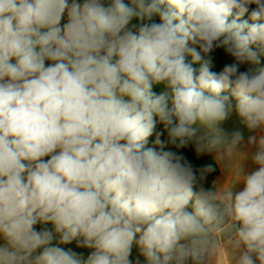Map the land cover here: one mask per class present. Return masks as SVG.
Returning a JSON list of instances; mask_svg holds the SVG:
<instances>
[{"label":"clouds","instance_id":"9594fccd","mask_svg":"<svg viewBox=\"0 0 264 264\" xmlns=\"http://www.w3.org/2000/svg\"><path fill=\"white\" fill-rule=\"evenodd\" d=\"M217 48L235 60L219 73ZM262 58L264 0H0V264H131L133 244L147 264H264V135L245 174L242 134L219 127L231 96L264 130ZM156 118L177 148L239 154L243 189L206 190L211 165L147 148Z\"/></svg>","mask_w":264,"mask_h":264},{"label":"crops","instance_id":"0c3cea01","mask_svg":"<svg viewBox=\"0 0 264 264\" xmlns=\"http://www.w3.org/2000/svg\"><path fill=\"white\" fill-rule=\"evenodd\" d=\"M71 2V0H69ZM78 2L83 3V0H78ZM102 3H104L105 6H108L111 3V0H102ZM65 21L67 22V17L65 15L64 17ZM141 21L137 20L134 18L130 24L129 28H133L137 26ZM243 68L246 70L251 67L250 64L245 63L241 65ZM261 66H264V58H262ZM230 103L233 106V110L228 116V118L221 122L219 127L223 130L225 134L228 136H231L235 132H240L243 136V140L241 141L240 144L237 145V151L241 152L244 154L246 159L242 161L243 163V170L245 174H249L252 171L257 169V165H255L252 162L251 155L256 151V146L255 145H249L248 144V139L250 136H256L259 138L261 135H264V130L261 129H256L254 131H250L243 121L239 118L238 114L235 111V104L236 101L235 99L230 97ZM203 129H200V132L198 134L203 133ZM197 154V152H196ZM205 156H210L212 159L215 161L217 167H218V174L215 177V189L217 192H223L226 191L229 187H231L236 181L240 178L237 174L235 173V169L237 168L238 161L241 158L239 154H237L235 157L232 159H224L221 161L216 160V153L215 152H205L202 154H197V157H205ZM45 159H48L47 157ZM244 187L243 182H237L234 186V190H242ZM36 230H42L43 228H48L52 229V225H41L37 224L35 226ZM217 238L220 239L221 241H224L225 244L227 245V238H228V231L227 227L225 226L224 230L220 231L219 233H216ZM58 237H56L53 241V244H56L58 242ZM138 239V237H137ZM4 243L3 239L0 238V245ZM60 247H63L65 249H72L74 252L81 254L84 259H87V257L91 254L94 249H89L86 247H78L77 246V241H73L70 244L67 245H59ZM131 264H147L145 258L141 255L139 248L133 244L131 254L129 257ZM215 264H228V259H227V254L222 252L219 256L216 257L215 259Z\"/></svg>","mask_w":264,"mask_h":264},{"label":"trees","instance_id":"16d2710c","mask_svg":"<svg viewBox=\"0 0 264 264\" xmlns=\"http://www.w3.org/2000/svg\"><path fill=\"white\" fill-rule=\"evenodd\" d=\"M146 2H150V0H146ZM125 3L130 4V0H125ZM251 6L253 8L255 7V5H251ZM242 19H248L247 14ZM150 22L159 23L160 22L159 16L158 15H154L152 17L151 21H147V20L141 21L137 26H135V27H133L131 29L135 31L139 27V25L141 23H150ZM61 23L62 24L66 23L65 19H63ZM197 50H199V49L197 48ZM205 58H210L211 59V61H212L211 70L214 71V72H217V73H219L226 64H231V63L235 62L234 58L232 56H230L229 54H227L223 48L214 49ZM187 59H188L189 62H191V57H187ZM194 67L198 68L199 65L196 64V65H194ZM239 70L240 71H246V69L243 68L242 66H240ZM152 90L156 94H160L161 92H163L165 90V87H164L163 84L153 85V89ZM223 94L230 96V90H229V92L223 93ZM156 119H157L156 128H155V130L153 132V135L148 138V142L146 144V147L147 148H153L156 151H173V152H176L177 154L183 155L185 157V159L189 163H191L193 168L195 170H197V173L199 172L200 169L206 168L207 166L211 165L214 170L212 172H209V173L205 174V179L203 181V186H204V188L206 190H210V189L213 188V190L216 191V189H215V177L217 176L219 170H218V167H217L215 161L212 159V157H210V156L197 157L196 145H195L194 142H190L187 146H185L183 148H177L175 145L169 144L167 142L168 141L167 132L164 130L163 125L161 123H159L158 118H156ZM156 133H163L159 137V139L161 141V144H157L156 143V140H157ZM188 210L189 211L192 210L191 204H190ZM189 264H191V262H189Z\"/></svg>","mask_w":264,"mask_h":264},{"label":"rangeland","instance_id":"374dc122","mask_svg":"<svg viewBox=\"0 0 264 264\" xmlns=\"http://www.w3.org/2000/svg\"><path fill=\"white\" fill-rule=\"evenodd\" d=\"M253 8L252 6H250V9Z\"/></svg>","mask_w":264,"mask_h":264}]
</instances>
